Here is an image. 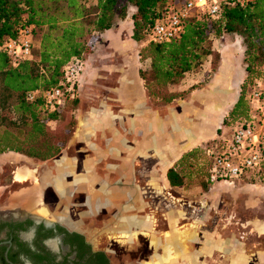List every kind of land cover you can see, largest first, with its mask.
<instances>
[{"label": "trees", "instance_id": "trees-1", "mask_svg": "<svg viewBox=\"0 0 264 264\" xmlns=\"http://www.w3.org/2000/svg\"><path fill=\"white\" fill-rule=\"evenodd\" d=\"M173 3L174 0H0V47L24 27L31 29V50L34 38L38 43L36 55L17 65H11L0 50V155L12 152L38 161L58 155L65 136L50 131L47 122L61 119L62 109L67 103L74 104L75 96L65 98L62 108L60 104L49 109L39 93L55 86L67 63L90 54L92 39L123 20L129 8L133 9L128 17L130 39L140 45L142 68L137 75L148 98L168 105L186 96L188 91L178 92L176 86L208 56L214 62L218 59L211 44L223 35L240 38L245 71L242 87L251 88L264 76V0L240 4L222 0L216 16H194L183 24L179 37L162 43L151 41L153 25ZM35 91V98L27 101V93ZM248 109L242 92L231 109L229 126L245 120ZM206 151L205 147H196L182 153L165 172L168 185L180 188L192 178L202 187L211 183L210 156ZM242 180L264 183V170L248 173Z\"/></svg>", "mask_w": 264, "mask_h": 264}, {"label": "rangeland", "instance_id": "rangeland-1", "mask_svg": "<svg viewBox=\"0 0 264 264\" xmlns=\"http://www.w3.org/2000/svg\"><path fill=\"white\" fill-rule=\"evenodd\" d=\"M183 1L184 0H174V3H181ZM132 12L133 9L129 8L125 18L116 22L122 23L123 34L129 30V27L126 26L124 22ZM35 37H38V35L35 34ZM36 40L34 38L33 49L31 50L33 56L36 55L38 49ZM96 42H98V37L92 39L90 43L92 48ZM139 46V43L133 44L128 42V44L124 45L122 48H104L100 52L99 55L102 57L98 69L101 71L100 75H103V73L105 74L103 77L105 79L102 78L104 83H98L95 80L81 87L78 78L75 103L71 104L70 102L64 106L62 109L63 117L61 119L55 122H47V128L50 131H58L65 136V144L57 156L49 160L38 161L12 152L0 155V204H16L20 208L30 206V203L36 204L35 202L39 201L37 198L40 193L39 187L43 190L42 186L45 187V191L43 190L45 200H53V198L50 197V189L46 188V185L48 183L50 184L52 179L54 180L55 176L52 177V175L57 171L53 160L64 157V159H66L65 161H68L67 158L79 155L76 151L81 150L83 146L80 142V136L78 134L75 136V132L78 128V119L79 126H84L85 122L82 118H88L91 114L101 112L104 106L103 104L107 106L109 111L116 114L118 108L116 105L119 95H117L118 93L116 92L117 85L115 79L113 80V75L111 74L112 72H129L130 74L142 68V64L138 57ZM211 48L214 53L218 54V59L214 62V60L208 56L196 71L186 73L179 85L176 86L175 90L178 92L188 91V94L183 98L176 99L168 105H162L148 98L144 91V97L148 102L149 108L153 110L165 124L169 125V133L172 134V129L170 130L172 123H174L175 120L178 123L182 122L183 118L190 115L192 108H195L193 103H188L191 93L189 90L190 87H195L197 90L201 88L207 90L216 86L222 89L226 87L230 94H232V100L231 102L227 100L226 106L229 105L228 107H225L223 110L218 109L220 111L222 110L221 112L223 113L217 116L209 111H204V113L201 114L202 117H198V121L195 122L196 126L200 127V129H197L198 132L204 128L208 129L207 137L201 140L199 144L195 145V148L205 147L207 149L206 154L209 156L218 148L221 140L230 133L231 127L233 126H229V121L232 118L231 109H233L239 95L243 92V96L246 98L250 90L247 85L242 87L245 71L243 64V47L241 46L240 38L234 35H223L212 41ZM221 55H224L229 61L227 71L230 75L232 74V89L230 86H226L227 82L224 80V74L219 81H213V77L217 76L218 69L220 68ZM106 68L108 70H106ZM213 83H216V86ZM211 85L212 87H210ZM212 92L215 94L216 92H218V94L223 93L218 88ZM121 98L123 99L124 97ZM62 106L61 104L60 108H62ZM99 106L101 107L100 110L95 109ZM242 106L243 103L240 107ZM99 114L103 115L101 113ZM108 118L109 114L107 113L103 119L105 120ZM100 120L101 118L98 117L92 118L94 124L92 126L95 127L93 134L96 136L101 134L102 137H105V133L110 135L106 131L103 132L100 129ZM175 125L177 127L179 124ZM105 126L112 127L109 123ZM121 132H123V130H121ZM174 132H176L177 137L180 136L178 131ZM200 133L201 132L196 136H199ZM176 136L174 139L177 140ZM169 140L171 143L172 137H169ZM178 143L180 145L182 144L181 138L178 140ZM176 145L177 144H169L168 146L172 148ZM182 153L184 152L181 151L178 154L176 153V155L178 156ZM175 157L176 156H172V158H169V160H167L169 162L166 160L164 162V160H162V163L157 161L154 156L148 159H137L133 162L134 169H131L135 182L142 192L141 197L145 211L149 214L144 217L152 220H150L149 224L151 229L153 224L156 225V233L166 230V217H168L172 220L173 226L170 227L173 229V232H177V234L182 232L185 240L196 237L194 246L196 250L199 249L200 251H194V249H192V251L196 252L197 258L193 261L186 260L185 262V260H183L184 262L182 263L177 261L171 264H227L226 252L217 249V247H219L217 246L219 242L222 243V247L227 251L241 249L245 256L254 254L255 256L250 258L248 264H264V235H256L252 231L251 226L247 224L254 220L264 221V183L248 184L247 181L240 178L232 181L211 182L203 184L204 186L202 187L199 185L198 180L196 181L192 178L189 181H185L182 187L173 188L165 183L163 170L171 164ZM59 168L61 171L63 166L61 165ZM19 170L27 174H29L30 171L32 175L24 182H16L14 177ZM150 176H153L152 179L158 186L162 187V190L159 191L156 189V185H154V189L146 185L147 181L150 180ZM62 181L63 180H61V182ZM27 200L32 202L27 204ZM40 214L45 215V210ZM261 225L263 226L264 224H258L256 226L257 231ZM152 233V237L149 235L147 237L150 239L149 244L159 260L152 261V259L155 258V256H153V258L145 264H168L171 258L177 257L173 254L169 259H164L165 253L167 252V245L164 244H167L166 240L173 238V236L166 234V236H164L165 239L160 240L155 237L154 230ZM262 233H264V231ZM134 238L137 239L136 236ZM260 257L261 259H259Z\"/></svg>", "mask_w": 264, "mask_h": 264}, {"label": "flooded vegetation", "instance_id": "flooded-vegetation-1", "mask_svg": "<svg viewBox=\"0 0 264 264\" xmlns=\"http://www.w3.org/2000/svg\"><path fill=\"white\" fill-rule=\"evenodd\" d=\"M172 125L175 131L177 127ZM105 131L110 135L89 136L92 148L80 131L83 147L79 151L83 153L76 151L80 156L67 158L68 161L64 157L53 160L57 171L61 166L56 164L63 162L61 171H56L54 180L46 185L53 200H45V187L41 185L43 190L39 187L36 204L30 200L26 201L30 206L22 208L0 204V264H145L153 256L152 261L159 260L147 237H152L153 230L160 240L166 234L173 236L164 244V259L173 254L177 257L168 264L197 258L194 251L200 250L194 246L196 237L185 240L182 232H173L170 218L166 217V230L156 233V225L152 224V230L151 219L144 217L149 215L144 205L137 211L136 202L113 199L111 188L126 181L131 188L137 184L133 173L123 167L127 163L107 154L115 137ZM39 210H45V215ZM132 215L139 217L137 221H130Z\"/></svg>", "mask_w": 264, "mask_h": 264}, {"label": "crops", "instance_id": "crops-1", "mask_svg": "<svg viewBox=\"0 0 264 264\" xmlns=\"http://www.w3.org/2000/svg\"><path fill=\"white\" fill-rule=\"evenodd\" d=\"M124 23L126 26L129 27V30L125 34H123L122 32L123 25L119 22L116 23L113 28L99 34L98 42H96V44L93 46L92 52L87 55L84 60H82L83 68L79 76V83L81 87H84L89 82L96 80L98 83H100L103 82V79H105L103 78L105 74L103 73V75H100L101 71L100 69H98V65L102 57L99 54L104 48H122L124 45L128 44V42L134 44V42L130 39L131 23L129 18L126 19ZM228 67L229 61L224 55H221L220 68L218 69L217 76L213 77V81H219L221 76L224 74V80L227 82L226 86H230V88L232 89L233 79L232 74L230 75L227 71ZM106 70L108 69L106 68ZM111 75H113V80L115 79V83L117 85L116 92L118 93L117 95H119L116 105L118 107L116 110V114H113L111 111H109L107 106L103 104L104 106L101 112L91 114L88 118H82L85 122L84 126H79L78 119V128L75 132V136L76 134L79 135L81 133L80 131H83V133L86 135L84 137V141H86V144H88L89 147L92 148V145L89 144L90 142L88 140L89 136H92L95 130V127L92 126L94 125L92 122V118H101L99 122L100 129L102 131H104L105 129L109 130L108 132L111 131L113 137H115V141L113 143L114 146L107 147L108 141L106 140V147L108 149L107 154L115 155V158L120 159L124 163H127L124 164L123 167L124 169L129 170L131 172V169H134L133 162H135L137 159H148L154 156L157 161H160L162 163V159L169 160L171 156H176L173 160L175 161L180 156H177L176 153L178 154L181 151L185 152L186 150L195 148V145L199 144L201 140L205 139L208 135V129L204 128L199 131L201 132L200 135L196 136L199 134L197 129H200V127L196 126L195 124V122L198 121L197 118L202 117L201 114H203L204 111H209L213 115L217 116L220 113L222 114L223 112L221 111L225 107L229 106H226L227 100H230V102L232 100V94H230L226 87H224L223 89L219 88L216 86V83H213L216 87L209 88L207 90L202 88L198 90L194 88L193 90H191V93L189 95L190 100L188 103H193L195 105V108H192L190 115L183 118L184 120L182 119V122L178 123L175 120V122L172 123L179 124L177 126L178 128L175 129V131H178V134L180 135L177 137L176 132H174L173 130L174 128L172 129L174 125L170 127V130L172 129L171 134L169 133V125L165 124L163 120L159 118L156 113L149 108L148 102L144 97V89L142 87V82L138 78L136 71L130 74L129 72H112ZM212 85L210 87H212ZM217 88L223 93L218 94V92H216L215 94L212 92L215 91V89ZM121 97L124 98L122 99ZM95 109L100 110L101 107L99 106ZM218 109L222 110L220 111ZM99 113L103 115H100ZM107 113L109 114V118L104 120L103 118L107 115ZM107 123H109L112 127H106L105 125ZM121 130H123V132H121ZM175 136L177 137V140L174 139ZM169 137H172L171 143ZM180 138L182 141L181 145L178 143V140ZM169 144L177 145L171 148L168 146ZM172 162L165 170L162 169L164 176L166 170L172 165ZM62 163L63 162H61V164L57 163L56 165L61 166ZM110 167L114 168V166ZM152 178L153 176H150V180L147 181L146 185L153 189L155 188L154 185H156V189H158L159 191L162 190V187L158 186V184ZM164 181L168 185V182L166 181L165 177ZM127 182L128 181L124 182L119 186L111 188L109 192L111 193L114 200H119L125 203H129L130 201L136 202L137 211H141L143 209L144 203L141 197L142 192L140 191V187L137 185L131 188L129 184H126ZM132 217L133 218L130 221L134 222L137 221V219L139 218L136 215H132ZM170 222L172 223V221ZM247 224L251 226L252 231L256 235H264V233H259L260 231L258 232L256 230V226L258 224H264V221L254 220L248 222ZM259 228L261 227L259 226ZM217 246H219L217 247V249L226 252L225 254L227 258V264H248L250 258H253L255 256L254 254L245 256L242 253L241 249H232L231 251H227L222 247L221 242H219ZM259 259H261V257Z\"/></svg>", "mask_w": 264, "mask_h": 264}, {"label": "built area", "instance_id": "built-area-1", "mask_svg": "<svg viewBox=\"0 0 264 264\" xmlns=\"http://www.w3.org/2000/svg\"><path fill=\"white\" fill-rule=\"evenodd\" d=\"M221 1L184 0L169 5L164 16L153 25L150 40L162 43L179 37L183 24L192 17L216 16ZM231 1L240 4L245 0ZM31 47V29L24 27L12 38L5 39L0 50L11 65H17L31 60ZM82 66L80 59L70 61L55 86L39 93L45 107L53 109L65 98L75 96ZM36 94L38 91L27 93V101H32ZM245 99L249 107L246 119L231 127L229 135L209 157L208 175L212 182L237 180L248 173L264 170V76L253 83Z\"/></svg>", "mask_w": 264, "mask_h": 264}, {"label": "bare ground", "instance_id": "bare-ground-1", "mask_svg": "<svg viewBox=\"0 0 264 264\" xmlns=\"http://www.w3.org/2000/svg\"><path fill=\"white\" fill-rule=\"evenodd\" d=\"M170 158H172V156ZM167 162H169V161H167ZM30 175H32V172H30V171H29V174H27V173L20 172V170H19V172L16 173L14 179H15L16 182H24L25 180H27L29 178ZM39 212L42 213L43 210H39ZM260 227L261 228H259L258 231H260V233H262L264 231V225L263 226H260ZM182 237H183V234H182ZM177 238H178V236H177Z\"/></svg>", "mask_w": 264, "mask_h": 264}]
</instances>
